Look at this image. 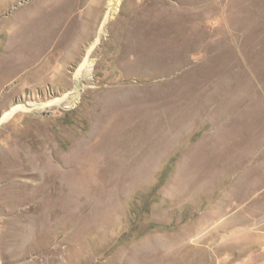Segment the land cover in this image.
<instances>
[{
    "label": "rangeland",
    "instance_id": "374dc122",
    "mask_svg": "<svg viewBox=\"0 0 264 264\" xmlns=\"http://www.w3.org/2000/svg\"><path fill=\"white\" fill-rule=\"evenodd\" d=\"M32 1H0V55L9 39L2 24ZM108 2L87 1L96 6L97 20L76 51L44 54L35 65L0 78V95L11 105L35 106L0 123V237L4 216L19 203L25 206L24 196L8 194L21 166L10 155L24 147L36 153L35 162L42 156L51 161L64 157L68 164L65 223L56 214L49 230L37 234L31 245L12 247L18 255H11L1 237L0 264H32L36 256V264H121L159 248L158 238L175 237L213 218L201 234L178 246L183 264H264V0H165L175 11L167 9L163 19L176 22L168 35L173 60L164 71L176 64L178 50L179 69L156 76L129 70L124 62L133 59L125 57L127 36L143 29L140 20L150 2L116 0L114 13L102 25ZM140 35L141 40L150 36ZM96 40L90 69L77 74ZM47 64L57 68L43 81ZM74 91L79 93L76 104L56 105ZM125 91L135 96L163 92L166 98L114 108L105 120L97 119L105 98L127 96ZM242 220L253 223L246 238L221 245L213 238L204 241L219 225Z\"/></svg>",
    "mask_w": 264,
    "mask_h": 264
},
{
    "label": "bare ground",
    "instance_id": "6f19581e",
    "mask_svg": "<svg viewBox=\"0 0 264 264\" xmlns=\"http://www.w3.org/2000/svg\"><path fill=\"white\" fill-rule=\"evenodd\" d=\"M0 1L1 2H7L8 0H0ZM87 1L88 0H33L32 2H29L28 4H26L21 10H19L18 13L15 14V16L5 20V22L2 24V28H4L5 31L9 34V39H8V48H7L6 52L5 53L3 52L4 54L0 55V78L4 77L5 75L13 74L14 72H17V71H21L24 68L29 67L30 65H33V64L35 65L36 64L35 62L38 61L39 58H41L42 55H44V54H48V55L52 54L53 55V53H57V52H61V54H62V50H67V52L68 51H71V52L76 51L81 45V40H82L84 33L87 32L88 30H90L92 25L94 24V22L97 20L98 10L96 9V6L87 4ZM147 1L150 2V4H149L150 8L145 7L146 13L143 14V18L140 20L143 29H141V28H140V30L134 29V30H132V32L130 31L131 32L130 36H127L128 42L130 43V45L127 42L128 43L127 45H129V46L125 50V57L128 58V56L131 54L133 59L131 58L132 60H128V62H127V60L126 61L123 60V61L127 63L126 67L129 70L140 71V72L145 73V74L146 73L154 74V76H156V74L175 73L179 69V67H178V56H177V54H180L179 50L175 52L176 64L172 65L168 70L166 69L164 71V68H165V65L167 66V64L173 60V58H172L173 54L171 51L172 50L171 49L172 44H170L171 40L170 41L168 40V35L171 34L172 31L175 29L174 25H175L176 21L171 20V21L167 22L163 19L164 12L167 9L171 13L175 10H171L172 7H167L168 5L165 2V0H147ZM115 3H116V0H109L107 7H106V14H104L105 18H104L102 25L111 16ZM160 28H161V30H160ZM157 29H159L158 33L151 37V35H153L154 31ZM139 31L141 33H145V37L148 36V34H150V36H148V38H146L145 40H141L142 37H141ZM101 33H102V29L100 28L99 37H100ZM179 33H181V32L179 31ZM96 43H97V40L94 41L92 43V45H90V47L86 51L83 61L80 63L79 68L76 70L77 74H78V72H80V70H82L84 68L90 69L91 66H90V63L88 62V59H89L91 51H92V49ZM176 47H177V45H176ZM64 59H66V58H64ZM166 62H167V64H166ZM50 64H47V66H43V70H42V80L43 81L50 79V78H48L49 71H53L52 69L57 68V65H55V66L53 65L54 67H52V65H50ZM51 73H54V72H51ZM172 75H170V76H172ZM22 87H23V85L21 87L16 86L15 90L21 91ZM137 90H139V89H137ZM1 91H2V89H1ZM128 93H127V96L124 95V96H121L120 98H105L104 105H103L104 108L102 111H100L101 113L98 114L97 119L101 118V120H105L107 117V114L110 113V111L114 108H117V109L120 108L121 109V108L131 107V106H135L137 104L139 105L141 103L143 104V103H148V102L150 105V102L154 103V101H158L160 99L166 98V96L163 95V92H157L156 94H154L153 91H151V92L148 91L147 93L143 94L142 96H140V95L135 96L137 93L136 94L134 93L135 95H133V94L128 95ZM138 94H139V91H138ZM2 95L3 94L0 95V102H1L0 109L2 110V112H4V114H2L0 116V123L3 122L4 120H6L11 115L17 113V112H28V111L35 109V106H33V107H31V109H29V108H27L23 105H20V104L11 105L9 103V99L7 98V96H5L3 98ZM8 95H11V94H8ZM78 99H79V93H78V91H74V92H71L69 94H66L63 98L57 99L55 101V103H56V105H60L62 103H65L68 105L69 104L74 105V104H76ZM100 107H101V105H100ZM152 108H154V106ZM134 109H136V108H134ZM139 109H138V111H140ZM191 109H192V111H194V105L191 107ZM127 110H128L127 111V113H128L130 111V108H127ZM144 110H146V109H144ZM144 110H142V111H144ZM98 112H99V110H98ZM130 112H132V111H130ZM91 113H92V111H91ZM113 114L115 115V112ZM131 114H133V113H131ZM93 115H94V113H93ZM123 115H125V114H123ZM116 116H119V115L117 114ZM121 119H123V118H121ZM123 120H125V119H123ZM115 126H117V124ZM116 131L117 130H115L114 132H116ZM100 133H101V131H100ZM116 139H117V137H116ZM41 150H43L42 146L39 147L36 151L39 152ZM98 150H99V148L97 149V151ZM100 151H101V149H100ZM23 154H25V155H23ZM93 154H92V156H93ZM96 154L98 156L101 155L98 153H96ZM102 154H103V152H102ZM21 155H23L25 157V159L20 157ZM2 156L5 157L7 160L10 159L9 156H6V153H2ZM78 156H79V154H78ZM101 156H103V155H101ZM10 157H12V158L14 157L20 163L19 165H21V166H20V170H19L18 174L15 173L20 177V179L14 178V179L10 180L9 188H7V189H9L8 194L10 197L16 196L17 194H18V196L19 195L24 196L23 199L25 202L23 204L25 206L22 207V203H19L18 204L19 207L17 208L16 211H12L14 209L7 210V211H12V212L10 215L8 214V216H4V219L2 222L4 231H2V234H1L2 238L1 237L0 238H1V241H4L5 246L11 247V250H10L11 255H15L19 250L17 251V249H16L17 252L15 254H12V252H13L12 250H14V249H12V247L13 248L14 247H21L25 243L31 245V242L34 241L38 237L37 234H39V233L41 234V232L43 233V232H47L49 230V228L53 224L54 216L56 214L59 217L60 223H63V224L65 223L66 212H67V198L66 197H67V190H68V187H67V184H68V182H67L68 164L66 163L64 157H60L59 159L54 158L51 161V160H48L47 158L42 156V159L39 162L38 161L35 162V159L37 158L36 153L33 150H28V149H25L24 147H21L20 151H17L16 153H12L10 155ZM79 157H81V156H79ZM104 157L105 156H103V158ZM8 162H12V161L8 160ZM18 162H17V164H18ZM104 166H106V165L104 164ZM191 168H192V170H194V165H192ZM12 169H9V170H12ZM99 169H100V167H99ZM5 170H6V168H5ZM10 172H8V173H10ZM99 172H101V170ZM177 174L178 175L176 177V180H178V179L180 180L181 174L179 172ZM120 182H123V180ZM8 184H9V182H8ZM2 189H6V185H4V187L2 186ZM246 190L249 192L251 190L250 186H248V189H246ZM5 194H6V192H5ZM226 195H227V197H231V195H229V194H226ZM3 196H4V193H3ZM236 197L239 201L240 200V198H238L239 196L236 195ZM5 199H7V198H5ZM13 199L10 200L11 203L15 202V201L13 202ZM16 199H18V197H16ZM16 201H18V200H16ZM12 205H14V204H12ZM12 208H13V206H12ZM216 214L219 215V214H221V212L216 213ZM215 220H217V218H213L211 220L205 219L203 221L195 223L193 226L190 227V230L185 231L181 234H178L175 237L169 238V237L165 236L163 239L158 238L157 241L159 244V248L155 247L156 249H154L150 252H143V253L141 252V254L139 253L140 255H138V256H136V254L134 253L135 256L129 257L128 260H125L121 264H166L165 263L166 261H169V262L171 261L173 264H174V262H176L175 264H180V263L183 264L184 260H182V258L180 257L182 255H180V253H179V250H178L179 247L182 246L183 243H185V242L187 243L189 241L190 237H192L194 235L198 236L199 233L201 234L202 231L207 226H209V224L215 222ZM252 225H253V223H249L247 220H244V221L242 220L239 222L230 221V222L226 223L225 225H222V224L219 225L218 226L219 228L217 230L211 232L207 238H204V241H205V239L209 240V239L213 238V239L219 240L221 242L220 243V245H221V244H224L227 240H230L232 238H236V240L244 239V238H246V236L244 234L246 232V229ZM243 228H244V230H243ZM220 232H224L225 235H221ZM41 241H42V239H41ZM201 242H202V240H201ZM197 244H199V243H197ZM1 248H3V247L1 246ZM25 248H26V246L24 247L23 251H25ZM186 249H185V252H186ZM21 250H22V248H21ZM26 250H27V248H26ZM220 250L221 249L217 247L216 254ZM2 251H4V250L2 249ZM37 251H39V248ZM185 252H183V253H185ZM198 252H197V254H198ZM27 253H25V254H27ZM191 253H194V252H192V250H191ZM181 254H182V252H181ZM187 254L189 255V253H187ZM205 254L201 253V256L205 257ZM17 255H18V253H17ZM201 256H200V258H201ZM217 256H218V254H217ZM36 257L31 258L32 260L30 263L36 264V261L40 260V258L37 260ZM135 257H137V258H135ZM189 257H191V256H189ZM210 257H212V256H210ZM201 259H203V258H201ZM43 260L44 259H42V261ZM177 261H178V263H177ZM205 262L207 263V261H205ZM205 262H203V263H205ZM38 263H39V261H38Z\"/></svg>",
    "mask_w": 264,
    "mask_h": 264
}]
</instances>
